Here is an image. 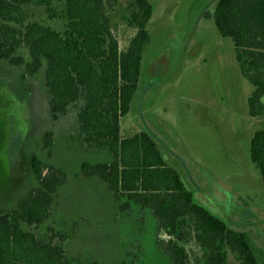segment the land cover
<instances>
[{
  "label": "rangeland",
  "instance_id": "1",
  "mask_svg": "<svg viewBox=\"0 0 264 264\" xmlns=\"http://www.w3.org/2000/svg\"><path fill=\"white\" fill-rule=\"evenodd\" d=\"M130 1L118 0L112 12L121 49L137 32L127 19ZM150 1L151 41L144 51L138 91L122 118V134L150 131L196 201L231 227L246 231L264 264V179L251 158V139L256 129L264 127V113L250 114L254 85L242 73L233 39L219 31L213 16H207L218 0ZM56 8L52 16L45 5L33 2L28 19L64 30L66 5L57 0ZM20 52L30 57L28 46ZM22 71L0 60V213L39 184L31 166V156L37 152L69 172L59 206L37 230L40 236L48 238L51 225L70 233L64 245L70 253L83 254L77 264H171L157 243L158 237L170 235L157 228L154 214L141 216L137 208L123 214L103 179L77 176L85 161L111 162V150L84 147L80 138L64 130V122L55 124L45 70L28 78H22ZM52 128L57 134L49 155L44 134ZM74 221L80 223L77 233ZM182 243L194 263L203 256L194 238ZM229 264H239L236 254H230Z\"/></svg>",
  "mask_w": 264,
  "mask_h": 264
},
{
  "label": "trees",
  "instance_id": "2",
  "mask_svg": "<svg viewBox=\"0 0 264 264\" xmlns=\"http://www.w3.org/2000/svg\"><path fill=\"white\" fill-rule=\"evenodd\" d=\"M57 0H0V60L23 68L22 78L45 70L52 119L80 138L84 147L109 149L111 162L85 161L80 177L99 176L112 190L120 212L152 213L157 228L169 239L157 238L171 264H229L231 253L239 264H260L248 233L228 222L195 199L176 167L168 163L154 135L141 130L122 134V118L139 88L144 51L151 41L148 23L154 7L150 0H132L127 16L137 32L126 49L114 31L112 12L118 0H62L67 26L28 19L31 3L57 14ZM219 31L230 36L243 75L254 85L249 97L253 116L264 113V0H218L213 14ZM28 46L30 57L20 49ZM56 129L44 134V149L53 154ZM251 158L264 179V127L251 139ZM31 166L39 184L14 207L0 213V264H77L81 252L70 253L64 243L68 232L51 225L48 238L40 225L60 204L61 187L69 172L50 164L35 152ZM27 223L29 229L24 228ZM77 233L79 222L73 223ZM34 226V229L30 227ZM194 238L203 256L194 263L182 242ZM58 239L59 241H56ZM204 258V259H203Z\"/></svg>",
  "mask_w": 264,
  "mask_h": 264
}]
</instances>
